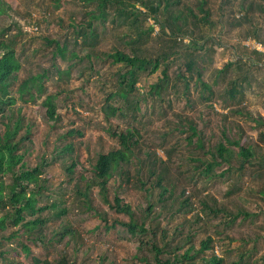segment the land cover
<instances>
[{
    "label": "rangeland",
    "instance_id": "1",
    "mask_svg": "<svg viewBox=\"0 0 264 264\" xmlns=\"http://www.w3.org/2000/svg\"><path fill=\"white\" fill-rule=\"evenodd\" d=\"M181 1L182 5L174 9L182 8L187 14L185 5L196 0ZM251 1L243 10L240 4L244 0H208L206 9L210 11L212 24L192 27L194 41L188 37L173 38L169 30L163 29L160 25L165 22L166 15H158L157 19L145 18V30L152 27L153 31L147 35L148 42L143 48L150 52L148 57L161 56L162 65L154 74L139 73L131 105L117 97L113 105L120 108V115L107 119L102 108L108 93L117 90L114 73L120 68L108 54L118 48L128 51L126 41L132 35H125V27L100 23L95 26L99 43L90 61L87 58L65 61L60 56L54 57L55 46L43 48V38L69 41V52L76 51L85 56V47L83 50L76 47L73 29L58 23L60 18L69 24L68 13L81 14L83 4L78 0H63V7L55 11L52 0H4L11 19L3 18L0 29L9 28L16 21L28 35L13 38L10 34L9 39L6 38L11 46L16 45L22 68L11 91L10 97L16 102L7 108L8 118L0 111V132L6 131V123L19 117L24 121L19 140L27 134L28 127H32V135L23 142L19 153L25 155L29 167L39 165L45 158L52 163L45 175L47 190L39 197V206L47 207L55 202L67 212L57 216L51 208L45 213L44 217L50 220L42 239L37 242L23 235L8 242L6 237L11 230H0V251L8 250V257L12 259L5 263L0 256V264H62L65 261L67 264H155L150 246L144 249L149 263L141 259L142 255L138 256L142 241L164 251L161 255L163 261L190 251L191 261L181 264H210L209 260L215 256L223 259L225 264H264V195H261L264 193V166L247 164L241 168V159L237 155L233 163L218 167L217 173L226 172L223 178L208 179L202 175L201 162L194 160L203 158L205 152L196 144L190 145L188 140L190 123L196 122L200 129H204L205 119L209 121L205 130L213 135L212 143L207 136V150L210 144L220 142L223 129L230 127V136L244 137L246 145H257V153L263 155L264 1L253 0V5L249 6ZM139 9L143 10L141 6ZM78 13L75 19L81 23L83 20ZM236 19L241 20V24L234 25ZM17 33L18 30L13 28L12 34ZM255 48L261 52L257 53ZM162 55H166V60ZM190 58L195 64L192 70H187L185 61ZM53 62L60 70L72 65L68 84L59 82ZM228 64L232 67L227 68ZM166 65L168 81L162 72ZM47 69H51L45 80L48 93L37 101H26L20 92L22 83ZM125 71L126 68H121L119 72ZM157 84L163 86L158 95L154 88ZM232 89L236 95L231 101ZM50 93L57 96L55 103L61 116L57 126L49 120L48 107L44 104ZM136 106L139 111L135 110ZM238 107L244 108L246 113L232 115L231 112ZM217 112L228 114V120L215 114ZM252 117L262 120L263 124H257ZM128 127L139 130L145 152L157 153L167 161L158 173L163 175V183L170 192L161 200L160 190L152 187L156 177H150L147 169L138 175L136 166H133L130 183L123 181L120 174L110 180L109 199L114 203L115 196L119 195L124 203L130 204L139 223L145 221L155 230V235L149 238L139 236L132 239L123 227L106 229L98 211H107L111 220L129 221V217L110 209L102 201L97 188L92 190L88 201L80 198L64 166L65 161L71 163L72 158H76L77 175L84 173L91 177L90 164L97 153L108 152L118 145L111 134ZM71 129H79L83 135L59 140ZM197 141L195 138V143ZM68 142L74 145L71 155L60 150L63 143ZM142 157L148 168L153 157ZM5 180L8 184L13 181L11 176ZM142 182L146 188L142 187ZM215 209L220 212L214 213ZM240 213L243 215L234 222ZM65 228L75 231L77 242H69L67 236L61 242L52 240L54 234L63 233ZM209 238H213V249L200 255L202 243ZM23 241L32 247L31 253L22 250Z\"/></svg>",
    "mask_w": 264,
    "mask_h": 264
},
{
    "label": "trees",
    "instance_id": "2",
    "mask_svg": "<svg viewBox=\"0 0 264 264\" xmlns=\"http://www.w3.org/2000/svg\"><path fill=\"white\" fill-rule=\"evenodd\" d=\"M83 4L84 9H82L81 14L78 12L68 13L69 24L66 25L65 21L58 19L60 26L68 29H73L72 34L74 35V42L76 47L82 50L86 49L85 56H80L78 52H69L68 44L69 41H63L62 39H52L50 37H44L43 48L48 49L49 47L55 46L53 49L54 57L60 56L62 60L71 61L74 58H79V61H83L87 58L89 61L95 55V46L99 43V34L97 33L95 26L100 23H112L115 27H125L127 34L132 35L127 41L126 46L129 47L128 51L125 49L118 48L114 52L109 53L108 56L112 59L114 64H119L120 68H126L125 72L114 73L116 77V83L118 84L117 90L109 92L106 97L105 105L102 111L107 119H111L120 115V108L113 105V101L119 97L120 101L129 102L131 105V96L137 89L139 73L147 72L154 74L157 72L162 63L161 56L158 58L147 56L150 54L149 51L145 52L143 44L148 42L147 35H149L153 29L152 27L145 30L143 26V20L147 17H152L157 19L158 15H166L165 22L161 23L163 29L170 31V35L174 38H185L188 37L193 39L195 34L191 32V28L194 26L198 27L201 24L209 25L212 24L210 20V11L206 9L208 0H196L190 5H185L187 14L184 13L182 8L174 9V7L182 5L181 0H78ZM240 4V7L244 10L246 3L248 1ZM264 1V0H263ZM54 4V10L57 11L63 7V0H52ZM253 0L249 3V6L253 5ZM195 4V5H194ZM194 5V6H193ZM139 6L143 10L139 9ZM248 6V7H249ZM263 9V8H260ZM80 15L83 22H77L75 16ZM143 17V19H142ZM3 18L11 19L9 13V7L5 4L4 0H0V21ZM189 19H191L189 21ZM11 27L6 29H0V111L3 112L7 117V108L10 105L15 104L16 100L11 98L12 88L19 80V71L22 68V64L17 58L16 45L11 46L7 42L6 38L9 39L11 34L13 38L28 35V32L22 27L18 22L13 21ZM235 24H241V20L236 19ZM14 29L18 30L16 35L12 34ZM196 40V39H195ZM195 44V43H194ZM197 45V44H195ZM199 48L203 46L198 45ZM90 48V50H88ZM93 49V50H92ZM88 51V52H87ZM258 53L261 50L255 48ZM70 53V54H69ZM166 55H162L165 58ZM187 70H192L194 67V59H188L185 61ZM52 67L56 69V63H52ZM168 65L163 69V77L168 81ZM232 64H228L227 68H231ZM72 65L66 70L56 69L54 74L58 75V80L62 84H68L70 79ZM51 69H47L42 73L37 75H32L30 78L26 79L21 87L20 92L26 101L36 100L45 94H47V88L45 85V80L49 78V73ZM186 78L184 75L182 76ZM165 80V83L167 84ZM207 85V84H206ZM205 85V86H206ZM163 86L157 84L154 88L156 89V94H160V90ZM207 87V86H206ZM234 86L233 88H235ZM188 88V86H187ZM208 90L211 87H207ZM232 89L230 94L231 101L236 95V91ZM210 96L213 93H209ZM29 96L26 97V96ZM56 95L50 93L45 100L44 104L48 107L49 120L56 124H59L61 120L60 113L57 110V105L55 103ZM210 98V97H209ZM227 103V102H226ZM213 109V105H209ZM229 107V106H227ZM135 110L139 111L136 106ZM215 110V108H214ZM216 111V110H215ZM246 113V110L242 107H238L235 111H232V115H241ZM221 118L228 120L229 115L226 113H215ZM249 114V113H248ZM202 116V115H201ZM8 118V117H7ZM203 119V117H201ZM200 119V120H201ZM253 121L257 124H263L262 120H258L252 117ZM6 123V131L0 132V230L9 232L6 237V241L11 242L19 238V236H27L29 239L34 241H39L42 239L44 228H46L50 218H45L44 214L49 210H53V214L57 216L64 215L67 210L59 208L57 203L53 202L52 205L39 206V197L44 196L47 190L48 179L46 178V172L52 163L44 159V162L40 163L35 167H29L26 157L19 152L22 150L23 142L29 140L32 135V127H28L27 134L23 139L19 140L18 137L21 131L24 129V121L21 117L18 120ZM52 123V124H53ZM204 129H200L196 122H192L189 125L188 132L190 133L188 140L189 144H196V146L205 152L203 158H195V161L201 162L202 175L207 176L208 179H216L219 177H224L226 172L217 173L218 167L223 164H231L237 157L241 159L240 167L243 168L247 164L254 165L260 163V167L264 166V151L263 155L261 152L257 153L259 149L257 145L245 144L244 137L234 138L228 134L232 132L230 127H225L222 131V139L220 142L209 146L207 150L208 141L211 142V137L213 136L210 132L209 134L205 130L209 124V121H205ZM236 124V123H235ZM239 126V125H238ZM184 132V130H181ZM77 135H83L79 129H71L67 132L66 136H60L59 140L67 139L68 137H73ZM112 138L118 141V145L113 147L108 152L97 153L95 160L91 162L90 166L93 172L91 177H86L84 173L77 175V163L76 158H72L71 163L64 162L65 170L68 173L70 180L74 186L76 194L82 198L84 201L89 200L92 195V190L97 188L99 190L100 197L102 201L109 206L110 209L114 210L118 214H125L129 217V221H124L121 219L111 220L107 211H98V216L104 221L106 229L111 230L113 228L123 227L131 235L132 239H136L141 236L142 238H149L151 235H155V230L149 228L146 222L139 223L136 218L135 211L132 206L128 203H124L123 199L119 195L114 198V203L110 202L109 199V182L116 174L123 176V181L131 182L132 175L131 169L136 166L137 174L140 171L147 169L150 177H156L155 183L152 187H156L160 190V199L163 200L166 194L170 192L168 186L163 183V175L159 174L160 169L166 165V160L160 157L157 153L149 154L150 152H145L141 144L142 135L137 128H126L120 132L114 131L111 134ZM208 136V141H207ZM195 138H198L197 143H195ZM262 142H264V136L261 137ZM63 141V140H62ZM207 141V143H206ZM212 143V142H211ZM61 153H68L71 155L74 151L73 143H63L61 146ZM260 154V155H259ZM153 157V161L147 168L145 158ZM169 159L171 158V153H168ZM161 164V165H159ZM230 167L228 168V171ZM11 176L12 183H6L5 178ZM148 182V181H147ZM142 187L146 188L145 183L142 182ZM263 196L264 193L262 192ZM187 204V202H186ZM184 204V206L186 205ZM153 209L152 206L149 208ZM220 210L215 209L214 213H219ZM52 214V215H53ZM243 215L240 213L239 216L235 217L234 222L238 221ZM245 216H248L245 214ZM247 218V217H244ZM39 235V237H37ZM67 236L69 237V242L78 241V237L72 229L65 228L63 233L54 234L52 240H57L61 242ZM22 250L27 253L32 252V247L29 246L25 241L21 242ZM213 238H209L204 241L199 250V254L208 253L213 249ZM2 245V244H0ZM151 248L149 252L152 255V260L155 264H181L183 261H191L190 251L183 254L182 256H172V259H167L163 261L161 255L162 250L158 246L153 245L150 242H141V246L138 249V256L142 255L141 259L149 263V257L145 252V248ZM13 251L16 248H12ZM8 250H1V259L6 263L11 262L12 259L8 257ZM210 264H225V261L218 257H213L209 260ZM62 264H67L66 261ZM208 264V263H207Z\"/></svg>",
    "mask_w": 264,
    "mask_h": 264
}]
</instances>
